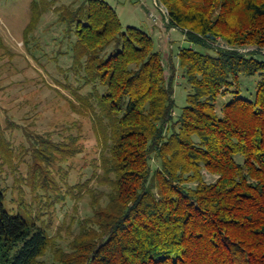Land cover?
Returning a JSON list of instances; mask_svg holds the SVG:
<instances>
[{"label":"trees","instance_id":"1","mask_svg":"<svg viewBox=\"0 0 264 264\" xmlns=\"http://www.w3.org/2000/svg\"><path fill=\"white\" fill-rule=\"evenodd\" d=\"M160 1L190 44L178 54L188 104L175 115L176 68L152 36L88 0L73 68L93 87L78 99L111 192L65 252L0 185V264H264V0ZM244 78H256L248 96Z\"/></svg>","mask_w":264,"mask_h":264},{"label":"rangeland","instance_id":"2","mask_svg":"<svg viewBox=\"0 0 264 264\" xmlns=\"http://www.w3.org/2000/svg\"><path fill=\"white\" fill-rule=\"evenodd\" d=\"M87 1L0 0V185L7 208L37 218L53 247L65 252L93 215L95 197L104 205L111 192L98 182L104 175L102 147L91 110L78 99L89 97L93 87L85 72L73 68L75 13ZM104 1L116 9L124 29L138 27L152 36L168 75L175 66L180 115L191 91L178 58L190 46L184 32L169 26L160 0ZM255 80L244 78V96L254 91ZM227 100L222 97L219 111ZM51 257L48 251L40 261L50 263Z\"/></svg>","mask_w":264,"mask_h":264},{"label":"built area","instance_id":"3","mask_svg":"<svg viewBox=\"0 0 264 264\" xmlns=\"http://www.w3.org/2000/svg\"><path fill=\"white\" fill-rule=\"evenodd\" d=\"M163 11H164L165 16H167V10L164 8Z\"/></svg>","mask_w":264,"mask_h":264}]
</instances>
